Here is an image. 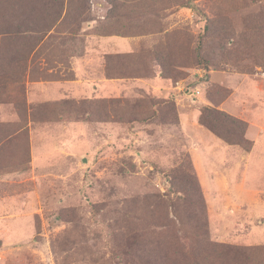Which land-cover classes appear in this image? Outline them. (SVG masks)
Listing matches in <instances>:
<instances>
[{"label":"rangeland","instance_id":"obj_1","mask_svg":"<svg viewBox=\"0 0 264 264\" xmlns=\"http://www.w3.org/2000/svg\"><path fill=\"white\" fill-rule=\"evenodd\" d=\"M154 73L177 99L134 83ZM205 107L240 117L249 151ZM186 160L210 241L264 247V0H0V264H111L120 208L191 212L168 181Z\"/></svg>","mask_w":264,"mask_h":264},{"label":"trees","instance_id":"obj_2","mask_svg":"<svg viewBox=\"0 0 264 264\" xmlns=\"http://www.w3.org/2000/svg\"><path fill=\"white\" fill-rule=\"evenodd\" d=\"M6 28L5 34H12ZM201 43L196 44L199 60ZM164 100L152 101V106H162ZM161 108V107H160ZM155 111L158 109L154 107ZM159 117L154 113L152 120ZM177 118V116H175ZM199 122L229 144H239L249 151L251 140L245 136L246 123L216 108L205 107ZM194 168L185 161L168 173L172 189L182 193L185 208L183 216L177 215V226L162 214L163 200L154 199L153 207L148 197L134 201L131 208L118 210L117 219L111 223L109 239L112 242L114 260L111 264H264V247H239L210 241L207 214L203 194ZM102 204H91L98 212ZM183 206V207H184ZM117 212V211H116ZM58 218L60 216H57ZM72 222V220H67Z\"/></svg>","mask_w":264,"mask_h":264},{"label":"crops","instance_id":"obj_3","mask_svg":"<svg viewBox=\"0 0 264 264\" xmlns=\"http://www.w3.org/2000/svg\"><path fill=\"white\" fill-rule=\"evenodd\" d=\"M100 38L101 40H103L102 38L108 39L109 37H100ZM99 57L101 58L102 56L99 55ZM99 57L95 56L94 60L98 59ZM83 61L85 60L84 59L80 60V58H77L76 60L73 61V63L74 65H77L79 62H83ZM104 70L105 72H103V74L105 75H103V77L100 78L99 82L97 83H99V86H100L99 88L105 92V95L112 96L113 94H116V87L119 83V80L118 78H113L111 76L106 75V73L108 72L106 65L104 66ZM133 79H137V77ZM139 82L142 83L144 87L147 86L146 89L151 88L149 90H151L153 93H155L159 97L161 96L165 98V97H168L169 95H172L171 96L172 98L174 97V99H177V97L173 96L174 94L171 93L174 90L173 87L168 86L167 83H165L163 79L157 73H154L153 76L148 77L146 79H138L134 83H139ZM162 94H164V96H162ZM178 118H182V117L179 116Z\"/></svg>","mask_w":264,"mask_h":264},{"label":"built area","instance_id":"obj_4","mask_svg":"<svg viewBox=\"0 0 264 264\" xmlns=\"http://www.w3.org/2000/svg\"><path fill=\"white\" fill-rule=\"evenodd\" d=\"M181 89V87H179V90Z\"/></svg>","mask_w":264,"mask_h":264}]
</instances>
